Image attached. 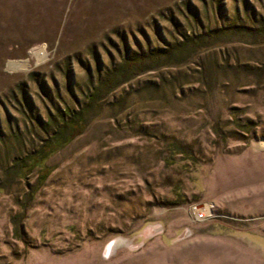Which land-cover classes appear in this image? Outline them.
<instances>
[{
    "label": "rangeland",
    "instance_id": "374dc122",
    "mask_svg": "<svg viewBox=\"0 0 264 264\" xmlns=\"http://www.w3.org/2000/svg\"><path fill=\"white\" fill-rule=\"evenodd\" d=\"M228 24L261 32L126 83L37 187L5 179L9 131L36 148L124 56ZM0 136V264H264V0H0Z\"/></svg>",
    "mask_w": 264,
    "mask_h": 264
},
{
    "label": "trees",
    "instance_id": "16d2710c",
    "mask_svg": "<svg viewBox=\"0 0 264 264\" xmlns=\"http://www.w3.org/2000/svg\"><path fill=\"white\" fill-rule=\"evenodd\" d=\"M257 29L247 26L235 27L228 24L198 35H184L179 40H174L170 45L163 48H154L144 54L124 56L117 65L109 68L97 79L95 86L88 88L89 92L83 95L82 103L74 97V106L66 105L63 108H56L55 111L48 112L45 118L39 116L34 118L35 126L39 132V144L36 148L32 146L31 150L23 151L26 147L25 144H22L23 141L19 142L18 134L9 131L10 137L15 138L16 142L18 141L19 149H15L14 156L5 158L6 162L1 168L3 173L6 174L5 179H22L25 181L32 171L37 169L38 176L35 180L37 187L46 179L49 173L46 166L47 160L87 129L91 120L95 117L94 113L101 109L104 101L114 91L146 72L182 66L201 53L208 52L212 48L224 44L226 41L223 38L242 39L248 35L253 37L257 32H261ZM173 80L172 78L167 80L161 76L159 83H150L153 84L151 88L144 87V93H157L164 88L165 81H169L172 85ZM127 96H130V94ZM123 103L121 100L118 102L120 105ZM165 144L166 155L163 159L167 164L174 161V156L187 154L182 144L177 141L171 140V142H165ZM0 145H5V140L1 136ZM31 194L28 191L26 203L17 201V204L23 210L28 207V201L32 200ZM24 215L25 212L20 211L11 216V223L16 235L20 231L19 226Z\"/></svg>",
    "mask_w": 264,
    "mask_h": 264
},
{
    "label": "bare ground",
    "instance_id": "6f19581e",
    "mask_svg": "<svg viewBox=\"0 0 264 264\" xmlns=\"http://www.w3.org/2000/svg\"><path fill=\"white\" fill-rule=\"evenodd\" d=\"M24 63H21V62H10V65H9V67L11 68V69H13V70H17V69H19L20 67H23L24 65H23Z\"/></svg>",
    "mask_w": 264,
    "mask_h": 264
}]
</instances>
